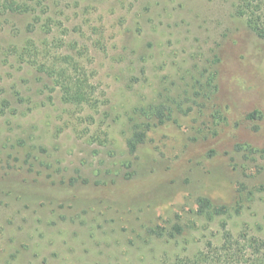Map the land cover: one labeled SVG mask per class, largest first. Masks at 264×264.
<instances>
[{
  "label": "rangeland",
  "instance_id": "obj_1",
  "mask_svg": "<svg viewBox=\"0 0 264 264\" xmlns=\"http://www.w3.org/2000/svg\"><path fill=\"white\" fill-rule=\"evenodd\" d=\"M37 2L0 17V264H162L224 222L264 238V40L237 0ZM60 54L91 103L39 71Z\"/></svg>",
  "mask_w": 264,
  "mask_h": 264
},
{
  "label": "trees",
  "instance_id": "obj_2",
  "mask_svg": "<svg viewBox=\"0 0 264 264\" xmlns=\"http://www.w3.org/2000/svg\"><path fill=\"white\" fill-rule=\"evenodd\" d=\"M40 4L41 2L37 0H0V17L8 14L28 13H37L40 16ZM235 9L239 17L246 19L248 27L264 40V0H237ZM48 26L50 27L47 30L49 32L52 26L50 24ZM43 28L46 29V25ZM31 48L25 49L23 55L36 59L37 49ZM83 52L79 55L84 58ZM39 71L55 82L62 91L65 101L81 105L92 102L93 86L89 83L86 67L75 57L60 54L54 57L53 63L41 64ZM157 117L161 124L169 120L160 110L157 112ZM143 138L142 133L136 134L129 142L132 149L137 148ZM197 204L198 212L202 215L223 216L229 214L230 211L228 206L217 205L208 198H199ZM222 231L221 240L217 244L210 241L203 250L192 257L166 259L162 264H264V238L247 232L234 234L225 222L222 224ZM181 232L182 228L175 226V233L180 234Z\"/></svg>",
  "mask_w": 264,
  "mask_h": 264
}]
</instances>
